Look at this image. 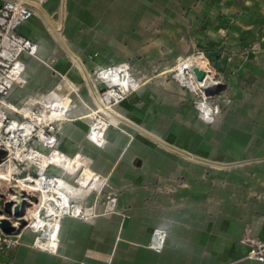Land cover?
I'll use <instances>...</instances> for the list:
<instances>
[{"label": "crops", "instance_id": "1", "mask_svg": "<svg viewBox=\"0 0 264 264\" xmlns=\"http://www.w3.org/2000/svg\"><path fill=\"white\" fill-rule=\"evenodd\" d=\"M34 11L18 32L40 44V59L23 56L29 81L10 100L79 87L57 123L59 147L80 153L117 204L87 220L64 217L56 253L34 248L25 230L0 264H264L246 258L243 242L264 239V0H49ZM198 51L225 85L212 124L168 75ZM117 62L137 68L141 84L111 111L97 145L87 136L100 87L92 72ZM63 182L103 211L105 200ZM157 226L168 230L162 251L149 246Z\"/></svg>", "mask_w": 264, "mask_h": 264}, {"label": "built area", "instance_id": "2", "mask_svg": "<svg viewBox=\"0 0 264 264\" xmlns=\"http://www.w3.org/2000/svg\"><path fill=\"white\" fill-rule=\"evenodd\" d=\"M48 1L2 0L0 4V200H3L0 203V252L20 244L23 232L30 230L34 234V248L56 253L64 217L87 220L98 214L114 212L117 204V198L112 196L105 202L103 211L99 212L95 208L96 204L77 202L68 188L60 187V178L67 181L66 175L75 177L78 171L69 174L55 163L42 162L45 158L82 160L84 165L78 177L74 178V184L82 187L80 178L86 169L91 171L88 180L90 185L82 188H92L103 178L83 161L80 153L68 156L59 147L58 126L54 122L62 119L67 111L63 97L42 95L36 101L28 97L20 103L10 100L14 89L26 86L29 81L23 56L40 57V44L20 34L18 28L34 16V4L43 5ZM199 72H205L203 79H200ZM95 77L103 85L99 95L101 106L93 111L96 119L87 136L95 144L103 145L106 132L112 125L111 111L128 99L141 83L126 62L100 67L95 70ZM173 77L194 95L198 118L208 124L215 123L221 114V106L214 98L216 94H209L207 90L224 83L204 53L198 51L181 56L174 67ZM58 104L59 109L63 108L61 115L57 111ZM40 182L43 188L41 193L49 194L43 201L39 197L35 199V196L25 195L19 187L21 184L38 185ZM57 189L63 192L58 193ZM11 201L14 202L13 214L9 215L5 207ZM21 202L26 205L23 218L27 221L22 227L19 221L21 217L14 214L15 207ZM34 209H38V212L32 215L31 210ZM4 219L11 220L17 230L5 232L1 227ZM167 238L168 230L165 227H155L150 248L162 251ZM243 242L249 245L247 259L264 262V239L247 237Z\"/></svg>", "mask_w": 264, "mask_h": 264}, {"label": "rangeland", "instance_id": "3", "mask_svg": "<svg viewBox=\"0 0 264 264\" xmlns=\"http://www.w3.org/2000/svg\"><path fill=\"white\" fill-rule=\"evenodd\" d=\"M39 59H40V57H39ZM118 63V62H117ZM177 63V62H176ZM176 63H175V65H176ZM175 65H173V67L170 69V71L168 72V75L173 79V80H175L174 79V77H173V74H174V67H175ZM132 68V67H131ZM96 70V69H95ZM95 70L92 72V77L97 81V83H99V85H100V87L98 88V92H97V104L95 105V106H92V107H88V109H89V114H90V116H91V125L93 124V122L95 121V114H93V111H95L96 109H98V108H100V106H101V102H100V99H99V95H100V93L102 92L101 91V89H102V87H103V85L100 83V81H98L97 79H96V77H95ZM132 71H133V73H134V75L136 76V78H138V70H137V68H135L134 70H133V68H132ZM139 79V78H138ZM61 80H65V78H64V76H62V79ZM139 81H140V79H139ZM176 81V80H175ZM177 82V81H176ZM140 83H141V81H140ZM178 83V82H177ZM179 84V83H178ZM180 85V84H179ZM60 86H62V88L64 89H66L67 91L65 92V94L63 95V96H61V97H63V99H65L64 101L66 102V109H67V111H66V113H65V115H64V117H69V114L72 112L71 111V107H72V104H73V101H72V98H73V96L74 95H79L80 93V89H79V87H77V86H74V85H72L71 83H69V82H67L66 83V85H63V84H61V83H59L57 86H56V88H59ZM52 92L53 91H50V92H48V93H46L45 95H51V96H54L53 94H52ZM135 92V91H134ZM133 92V93H134ZM132 93V94H133ZM131 94V95H132ZM130 95V96H131ZM50 96V97H51ZM41 97V96H40ZM39 97V98H40ZM38 98V99H39ZM63 104V103H62ZM56 106H58V105H56ZM57 111L60 113V115L63 113L62 111H63V108H61V109H58L57 108ZM63 117V118H64ZM58 123V121H55L54 122V124H57ZM90 125V126H91ZM66 160V159H65ZM76 160H78V159H76ZM69 162H70V160L69 161H67L66 160V166L67 167H69V170H71L73 173H75V172H77V174L75 175V177H73V176H69V175H66V178L67 179H69V180H71L73 183H74V179L73 178H76V177H78V175L80 174V172H81V170L82 169H80L84 164H83V162H82V160H78V161H76L75 163H70L69 164ZM79 166H81L80 168H79ZM85 168H87V167H85ZM62 169H64L65 170V168H62ZM87 170V169H86ZM85 170V171H86ZM66 171V170H65ZM84 171V177L86 178V179H84V180H82L81 181V185H82V187H84V186H86L87 185V179L89 178V173H87V172H85ZM90 171V170H89ZM91 172V171H90ZM96 172V171H95ZM72 173V174H73ZM97 173V172H96ZM99 174V173H98ZM81 180V179H80ZM79 180V181H80ZM104 183H105V181H104V179L103 178H100V180L97 182V183H95L94 184V186H92V188H82V187H80V186H78V185H76V183H75V185H76V187L77 188H81L82 190H89V191H92L93 193H94V200H96L97 201V203L100 205L102 202H104V200H105V198H104V192H103V186H104ZM88 186V185H87ZM77 202H79V203H82V201H79V199L77 200V199H75ZM106 201V200H105ZM32 215L33 214H35V213H31Z\"/></svg>", "mask_w": 264, "mask_h": 264}, {"label": "bare ground", "instance_id": "4", "mask_svg": "<svg viewBox=\"0 0 264 264\" xmlns=\"http://www.w3.org/2000/svg\"><path fill=\"white\" fill-rule=\"evenodd\" d=\"M58 106H59V104H58ZM58 106H57V108H58ZM59 109V108H58ZM63 112V111H62ZM43 159V158H42ZM50 159H52V158H45V159H43L42 160V162H46V163H55V164H57L58 166H60L61 168H65V170H66V173H69V174H72L73 172L71 171V170H69V167H67L66 166V160H64L63 158H53L51 161H53V162H51L50 161ZM67 161H69V160H67ZM76 161H78V160H74V161H71L70 160V162H69V164L70 163H75ZM81 166H79V168H80ZM85 172H87V173H89V174H91L90 173V171L87 169ZM74 179V178H73ZM81 180H80V184H81V181L82 180H84V179H86L84 176L83 177H81L80 178ZM63 178H60V187H62V188H65V186H64V182H63ZM88 180H89V178L87 179V185H90V182L88 183ZM42 186V183L40 182L38 185H30V186H27V185H24V184H21L19 187L21 188V191L22 192H24V194L25 195H29L30 197H34L35 196V199H36V197H39L40 198V200L41 201H43L44 199H46L47 198V196L49 195H46V193H41V191L43 190V188L41 187ZM82 186V185H81ZM76 188V187H75ZM66 189V188H65ZM51 190H52V188H51ZM56 192H58V193H62L63 191L61 190V189H57L56 190ZM70 192V191H69ZM66 196L68 197V194H66ZM35 203V202H34ZM36 204V208H39V205L37 204V203H35ZM37 212H38V209H34V210H31V213H35V214H37ZM35 214H33V215H35ZM52 221V220H51Z\"/></svg>", "mask_w": 264, "mask_h": 264}, {"label": "water", "instance_id": "5", "mask_svg": "<svg viewBox=\"0 0 264 264\" xmlns=\"http://www.w3.org/2000/svg\"><path fill=\"white\" fill-rule=\"evenodd\" d=\"M199 76H200V79H203L205 76V72H199ZM224 87H225V85L222 84V85H219L215 88H209L207 91L209 94L214 95V94H218L220 91H222L224 89ZM2 202H3V200H0V203H2ZM13 204H14L13 201L6 203L5 212L9 215L13 214V211H12ZM25 208H26V205L21 202V203H18V205L15 207V211H14V214L16 217H21V219L19 220L21 223V227L26 225V223H27V221L23 218V216L25 215ZM1 212L2 211H0V213ZM1 227L7 233H12V232L17 230V228L13 225L12 221L9 219H4L1 223Z\"/></svg>", "mask_w": 264, "mask_h": 264}, {"label": "clouds", "instance_id": "6", "mask_svg": "<svg viewBox=\"0 0 264 264\" xmlns=\"http://www.w3.org/2000/svg\"><path fill=\"white\" fill-rule=\"evenodd\" d=\"M205 119H208V117H207V116H205Z\"/></svg>", "mask_w": 264, "mask_h": 264}]
</instances>
